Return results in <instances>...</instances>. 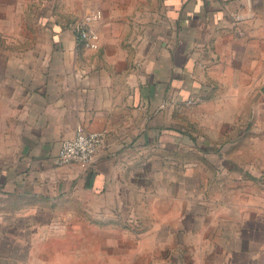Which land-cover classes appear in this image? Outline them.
<instances>
[{
    "label": "crops",
    "instance_id": "0c3cea01",
    "mask_svg": "<svg viewBox=\"0 0 264 264\" xmlns=\"http://www.w3.org/2000/svg\"><path fill=\"white\" fill-rule=\"evenodd\" d=\"M263 89L264 0H0V264H264Z\"/></svg>",
    "mask_w": 264,
    "mask_h": 264
},
{
    "label": "built area",
    "instance_id": "2783aa9c",
    "mask_svg": "<svg viewBox=\"0 0 264 264\" xmlns=\"http://www.w3.org/2000/svg\"><path fill=\"white\" fill-rule=\"evenodd\" d=\"M101 15L99 9L82 15V17L72 24V31L75 41L84 48H96L98 45V35L92 29L91 23ZM103 141L101 131H89L77 126L74 134L64 139L54 157V163L57 165L65 163H77L81 167H88L93 155L100 148Z\"/></svg>",
    "mask_w": 264,
    "mask_h": 264
},
{
    "label": "rangeland",
    "instance_id": "374dc122",
    "mask_svg": "<svg viewBox=\"0 0 264 264\" xmlns=\"http://www.w3.org/2000/svg\"><path fill=\"white\" fill-rule=\"evenodd\" d=\"M245 150L238 156L242 163L231 171L236 177L239 176L236 183L243 189L245 197H258L260 204H264V147L252 152L251 149Z\"/></svg>",
    "mask_w": 264,
    "mask_h": 264
},
{
    "label": "water",
    "instance_id": "95a60500",
    "mask_svg": "<svg viewBox=\"0 0 264 264\" xmlns=\"http://www.w3.org/2000/svg\"><path fill=\"white\" fill-rule=\"evenodd\" d=\"M264 90V89H263Z\"/></svg>",
    "mask_w": 264,
    "mask_h": 264
}]
</instances>
